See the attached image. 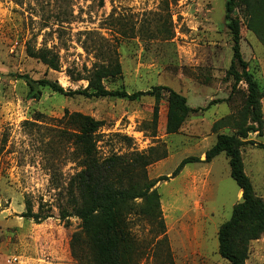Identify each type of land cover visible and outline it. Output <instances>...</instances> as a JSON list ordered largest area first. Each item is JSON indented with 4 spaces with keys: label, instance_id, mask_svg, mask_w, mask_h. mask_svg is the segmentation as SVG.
Listing matches in <instances>:
<instances>
[{
    "label": "rangeland",
    "instance_id": "1",
    "mask_svg": "<svg viewBox=\"0 0 264 264\" xmlns=\"http://www.w3.org/2000/svg\"><path fill=\"white\" fill-rule=\"evenodd\" d=\"M225 1L0 0V264L108 263L111 235L100 214L88 221L59 219L60 208L69 202L66 183L81 159L72 135L65 132L64 110L103 121L86 145L84 159L92 170H102L116 156L122 157L117 167H124L133 155L154 146L165 149L166 156L146 166L153 180L169 176L184 157H197L154 185L168 249L174 264H228L218 253L217 230L241 196L235 197L238 186L225 154L206 162L204 153L217 133L233 132L250 121L244 111L246 84H234L228 73L232 42ZM234 12L240 21L241 55L261 89L257 133L262 136L264 9L251 22L242 9ZM27 45L57 53L59 69L29 56ZM108 60L121 67L119 75L103 81L108 89L162 85L184 95L194 110L179 130L165 132V90L158 99L142 95L126 100L42 88L33 98L23 78H49L64 89H79L87 85L79 77ZM253 188L264 199V187ZM27 201L34 212L42 203L40 213L48 216L39 222L25 218ZM130 230L140 253L136 264H164L165 245L158 242L157 228L131 215ZM180 246L187 248L185 253L179 254ZM246 263L264 264V237L250 243Z\"/></svg>",
    "mask_w": 264,
    "mask_h": 264
},
{
    "label": "trees",
    "instance_id": "2",
    "mask_svg": "<svg viewBox=\"0 0 264 264\" xmlns=\"http://www.w3.org/2000/svg\"><path fill=\"white\" fill-rule=\"evenodd\" d=\"M236 8L242 9L248 22H251L256 13L264 9V0L225 1L224 18L232 42V58L228 73L234 84L241 80L246 84L244 111L248 114L250 122L233 132L217 133L215 142L204 153V161L208 162L224 152L228 158L229 175L242 190L241 199L232 206L229 218L218 227L217 243L220 257L228 264H246L250 243L264 237V199L255 193L252 181L244 171L241 150L246 143H254L251 140H243L249 132H261L262 111L260 85L248 72L247 62L240 52V21L234 14ZM26 53L50 69L58 70L60 67L58 54L47 47L35 49L27 45ZM120 73L121 67L117 60L100 61L88 70L87 75L79 77L87 80V85L79 89H64L56 80L49 78L32 79L26 75H23V78L28 86L29 96L33 98L40 96L42 88L68 96L115 97L126 100H134L142 95H153L158 99L160 90H165L168 93L166 133L178 131L187 115L194 110L187 104L184 95L167 86L156 85L146 90L134 91L106 88L103 81L115 78ZM152 116L154 123L157 118V104L153 107ZM63 117L65 132L72 135V143L81 159L77 161L79 169L66 183L69 202L66 207L60 208L59 219L64 223H68L71 217L88 221L95 214H100L107 233L111 235L107 264H136L140 253L130 230V217L137 215L157 228L156 234L161 235L158 242L165 245L164 264H174L168 249L160 194L154 185L158 180H165L178 174L188 162L199 159L193 156L184 157L169 176L162 175L151 180L148 179L146 166L166 156L165 149L158 150L151 146L147 152L133 155L124 167H117L122 157L116 156L102 170H92L84 159L88 152L86 145L95 139L103 121L79 111L64 110ZM256 145L264 146L262 143ZM41 207L42 203H39L38 210L34 212L32 205L27 201L23 216L39 222L48 216L41 215Z\"/></svg>",
    "mask_w": 264,
    "mask_h": 264
},
{
    "label": "crops",
    "instance_id": "3",
    "mask_svg": "<svg viewBox=\"0 0 264 264\" xmlns=\"http://www.w3.org/2000/svg\"><path fill=\"white\" fill-rule=\"evenodd\" d=\"M243 140L244 141H247V140L254 141V145L246 143L242 147L241 153H242L244 171L249 176L253 184H259L264 187V147H258L255 145L256 143L264 144V135L262 136L258 135L257 131L249 132L246 138H244ZM226 159L228 160L227 157ZM241 194H242V190L239 187H237L236 196H235L236 199L239 198ZM172 247H178V246L172 243ZM185 249H187L185 246H182V247L180 246L178 248L179 254L183 253ZM186 257L191 258L192 252L191 254L186 255ZM188 262L192 263L191 259L188 260Z\"/></svg>",
    "mask_w": 264,
    "mask_h": 264
}]
</instances>
